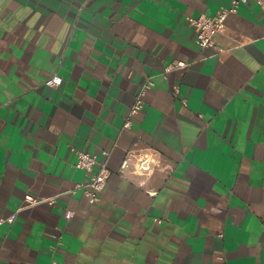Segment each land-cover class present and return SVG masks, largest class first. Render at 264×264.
Masks as SVG:
<instances>
[{"label": "crops", "instance_id": "obj_1", "mask_svg": "<svg viewBox=\"0 0 264 264\" xmlns=\"http://www.w3.org/2000/svg\"><path fill=\"white\" fill-rule=\"evenodd\" d=\"M231 1L0 0V264H264V5L217 47L187 19ZM144 147L156 194L118 173ZM81 149L111 170L94 202Z\"/></svg>", "mask_w": 264, "mask_h": 264}, {"label": "built area", "instance_id": "obj_2", "mask_svg": "<svg viewBox=\"0 0 264 264\" xmlns=\"http://www.w3.org/2000/svg\"><path fill=\"white\" fill-rule=\"evenodd\" d=\"M248 0H232L230 6L219 9L216 14L207 16L201 14L197 17L188 15L187 19L191 25L197 27L196 42L201 48L217 47L213 40V36L221 32L225 28V22L230 13L237 10L241 3ZM260 5H264V0H256ZM186 63L182 60H174L165 71L184 66ZM63 81L62 76L54 74L50 76L46 83L52 86L59 85ZM152 84V80L147 79L138 95L136 96L132 106L129 110L124 127H129L131 124L130 115L137 113L143 106V95L146 89ZM105 156H109L110 151H104ZM75 167L84 169L88 172V179L85 182L76 184V188H82L86 197L90 202L98 200L100 192L105 187L111 170L107 166L106 160L100 161L96 154L88 150H78ZM156 170H161L164 173L172 171V165L154 148L144 147L139 149H129L122 158L118 173L124 178H128L136 182V184L145 189L150 194H156V188L149 185V180ZM26 200L31 204H36L44 200V198H37L31 194H26ZM48 199V198H47ZM53 202V198H49ZM72 215V210L68 209L65 216L69 218ZM16 217V213L10 215L8 218H1L0 225L4 221L12 222Z\"/></svg>", "mask_w": 264, "mask_h": 264}]
</instances>
